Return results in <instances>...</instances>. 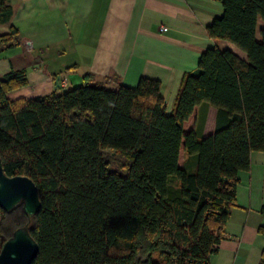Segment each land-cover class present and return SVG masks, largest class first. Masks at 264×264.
Masks as SVG:
<instances>
[{"label": "trees", "instance_id": "1", "mask_svg": "<svg viewBox=\"0 0 264 264\" xmlns=\"http://www.w3.org/2000/svg\"><path fill=\"white\" fill-rule=\"evenodd\" d=\"M219 1L222 13L206 33L247 60L204 49L170 113L155 79L111 90L86 74L76 88L11 100L7 93L27 84L25 71L2 76L3 170L30 178L41 201L29 225L39 248L31 264H210L235 206L237 175L264 150V28L255 38L264 0ZM11 15L0 0V24ZM18 44L15 27L0 34V52ZM201 104L216 109L214 132L203 138ZM109 151L125 160L122 171L111 168ZM27 220L21 205L0 209V249ZM258 232L264 237L263 226Z\"/></svg>", "mask_w": 264, "mask_h": 264}, {"label": "crops", "instance_id": "2", "mask_svg": "<svg viewBox=\"0 0 264 264\" xmlns=\"http://www.w3.org/2000/svg\"><path fill=\"white\" fill-rule=\"evenodd\" d=\"M12 9L0 34L13 26L19 44L1 48L7 63L2 76L23 69L27 84L7 93L11 100L61 93L83 83L115 90L135 87L140 78L158 80L167 113L173 109L181 78L194 72L208 47L247 55L226 40L208 37L206 27L222 13L219 0H7ZM164 26L166 31L160 32ZM264 28L257 21L255 38ZM216 109L197 110L200 136L214 132ZM237 175L235 206L230 209L217 252L210 264H264V150L250 154Z\"/></svg>", "mask_w": 264, "mask_h": 264}, {"label": "water", "instance_id": "3", "mask_svg": "<svg viewBox=\"0 0 264 264\" xmlns=\"http://www.w3.org/2000/svg\"><path fill=\"white\" fill-rule=\"evenodd\" d=\"M27 223L15 229L0 249V264H31L38 254V244L29 233L31 219L41 208L39 192L27 176L5 174L0 158V209L10 213L20 206Z\"/></svg>", "mask_w": 264, "mask_h": 264}, {"label": "rangeland", "instance_id": "4", "mask_svg": "<svg viewBox=\"0 0 264 264\" xmlns=\"http://www.w3.org/2000/svg\"><path fill=\"white\" fill-rule=\"evenodd\" d=\"M8 64L3 62L2 60H0V75L4 72V68L7 67ZM67 89H63V91H65ZM106 155L110 158V162H111V168L117 171H122V167L125 166V160L120 157L119 155H116L114 152L109 151L106 153ZM191 165L188 162L187 164V169H190ZM175 185V183H174Z\"/></svg>", "mask_w": 264, "mask_h": 264}, {"label": "built area", "instance_id": "5", "mask_svg": "<svg viewBox=\"0 0 264 264\" xmlns=\"http://www.w3.org/2000/svg\"><path fill=\"white\" fill-rule=\"evenodd\" d=\"M166 30H167V28L164 27V26H161V27L159 28V31H160V32H164V31H166Z\"/></svg>", "mask_w": 264, "mask_h": 264}]
</instances>
